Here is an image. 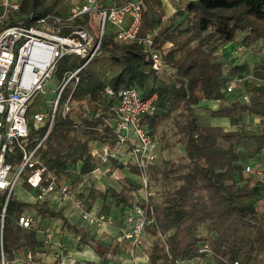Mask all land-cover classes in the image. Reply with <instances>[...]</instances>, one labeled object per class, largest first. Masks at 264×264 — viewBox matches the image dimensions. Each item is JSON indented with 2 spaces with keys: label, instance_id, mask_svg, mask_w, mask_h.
Returning <instances> with one entry per match:
<instances>
[{
  "label": "trees",
  "instance_id": "obj_1",
  "mask_svg": "<svg viewBox=\"0 0 264 264\" xmlns=\"http://www.w3.org/2000/svg\"><path fill=\"white\" fill-rule=\"evenodd\" d=\"M50 1L51 5L44 6V0H21L17 14L60 13L56 9L60 1ZM124 2L120 0V4ZM142 2L138 36L155 30L154 48L163 53L170 74L159 77L141 45L118 43L112 33L102 36L97 54L86 65V59L64 60L68 55L63 56L55 70L62 84L80 70L78 81L70 79L61 91L52 129L36 151L46 167L42 185L47 186L51 177L57 186L64 180L75 181V185L87 178L86 202L99 199L105 210L138 203L139 185L130 177L120 179L118 188L93 187L89 175L98 163L90 149L96 142L113 140L107 129H99L113 103L104 93L106 86L116 91L137 87L143 97L156 93V112L143 119L160 154L159 163L150 171L156 226L145 228L152 241L145 251L146 264H178L195 258H200V264H264V215L258 216L255 209L259 186L250 184L242 175L243 161L264 153V129L244 132L238 128L246 126L245 117L264 116V64L236 65L224 72L217 54L222 45L230 42H238L246 49H264V0H191L169 15L161 0ZM84 18L78 22L85 24L88 16ZM6 23L11 25L13 20ZM239 35L241 39L236 41ZM234 76H248L253 81L227 94L225 85ZM242 90L251 93L248 102L238 98ZM230 95L232 98L227 97ZM69 98L71 108L63 116L60 106ZM210 100L219 101V105L215 110H206L207 118H227L236 129L226 131L202 122L197 106ZM39 108L35 99L28 113L30 150L47 130V125L38 129L33 126L32 115ZM178 146L183 149L179 155L175 153ZM18 160L16 153L7 156V161ZM78 162L82 164L76 171ZM116 168L124 166L113 161L112 169ZM128 169L135 171L131 165ZM26 210H34L43 218L61 219L68 233L80 237L78 248L89 245L103 260L87 264H107L108 254L115 260L123 254L116 243L107 246L95 240L87 229L71 224L61 210L50 208L47 202L31 205L13 196L4 219L5 251L37 246L33 232L13 224ZM200 228L205 234H200ZM202 243L208 244L210 256L198 252Z\"/></svg>",
  "mask_w": 264,
  "mask_h": 264
},
{
  "label": "built area",
  "instance_id": "obj_2",
  "mask_svg": "<svg viewBox=\"0 0 264 264\" xmlns=\"http://www.w3.org/2000/svg\"><path fill=\"white\" fill-rule=\"evenodd\" d=\"M59 1L56 9L60 13L27 16L17 14L21 0H0V192L3 193L0 197V264H8L6 254L13 256L14 264H87L86 260H78L70 254L73 248H78L80 237L68 233L61 219L43 218L34 210L24 211L14 219L13 224L33 232L37 246L5 251L3 231L7 204L20 181L21 187L29 193V198L23 202L31 205L47 202L50 208L61 210L71 224L87 229L89 236L95 240L100 239L107 246L116 243L123 252L119 258L121 264H146L145 251L152 241L146 236L145 228L156 226L150 171L159 163L160 154L158 143L143 119L155 114L156 93L143 97L137 87L117 91L110 86L104 88L106 97L113 103L109 108V117L99 129H107L113 140L92 145L90 153L98 165L89 175V180L94 188L104 190L106 187L101 188L98 184L108 175L116 177L119 168L112 169L113 161H116L127 169V177L139 185L140 195L138 203L111 206L108 210L104 209L103 201L99 199L86 202L87 178L75 185V181L64 180L57 186L56 179L51 177L47 186L42 185L46 167L36 151L52 129L61 91L70 79L73 78L75 83L78 81L80 69L71 73L63 84L58 79V86L51 90L54 97L48 102V109L39 108L32 115L34 128L47 125L45 135L32 150L28 148L27 141L28 113L36 97L48 93L47 86L59 60L65 55H73L86 59V65L97 54L105 34L112 33L115 41L121 44L141 45L146 51V59L159 77L164 73L168 76L170 69L163 62L161 50L154 48L155 30L144 37L138 36L142 0H125L124 4H120V0ZM85 15L88 16L86 23L78 22L84 21ZM8 19H12L13 24L7 25ZM91 19L98 21L97 33L89 30ZM108 24L114 29L107 30ZM166 47L170 48L171 44L167 43ZM245 50L241 44L236 46L238 52ZM249 79L248 76L230 77L225 92H236L241 83ZM250 96V92L242 90L238 98L248 102ZM70 108L69 98L60 106L61 114L65 116ZM250 119L256 127L264 129V116ZM14 153L19 160L7 161V156ZM263 155H256L242 163L243 177L250 184L259 186L255 204L258 216L264 215V161L260 160ZM81 164L78 162L76 171L80 170ZM130 165L135 169L134 173L129 171ZM110 227L115 230L113 235L105 231ZM140 251L143 252L141 256L137 254ZM198 252L211 255L206 243L201 244ZM109 256L107 264L112 259ZM184 262L179 261L178 264ZM188 262L201 263L200 258Z\"/></svg>",
  "mask_w": 264,
  "mask_h": 264
},
{
  "label": "crops",
  "instance_id": "obj_3",
  "mask_svg": "<svg viewBox=\"0 0 264 264\" xmlns=\"http://www.w3.org/2000/svg\"><path fill=\"white\" fill-rule=\"evenodd\" d=\"M188 1L191 0H161L162 3V8L164 10V12L169 15L171 14L173 11H175L176 7L184 4ZM241 36H237L236 41L240 40ZM238 42H230L227 44L222 45L218 51L217 54L219 55V60L223 63V70L224 72H227L232 66H236V65H248L249 67H254V66H258L261 64H264V49L263 50H258L259 46L254 47V49H246L244 52H238L236 51V46ZM253 81V80H252ZM229 98H232V95L227 96ZM219 105V101L216 100H210V101H203L201 103L198 104V110L197 112L202 116L205 115L207 118V113L206 110H215L217 109ZM203 112H205L203 114ZM203 118V117H202ZM203 119L204 121L206 119ZM206 123H208L211 126H219L222 127L224 130L228 131L231 130V124L229 122V120L227 118H207ZM233 129V128H232ZM123 170H125L126 172H124ZM116 177H110L108 178V182L109 183H105L106 180L104 178L101 179V181L99 182V185L101 187H108V186H112V187H119L118 181L120 179H122V177H127V169L123 168V169H119L116 171ZM116 180V181H114ZM111 183L117 184V185H113ZM73 219V218H72ZM108 233H111L112 235L115 233L114 228L110 227V228H106L105 230ZM147 236V235H146ZM148 237V236H147ZM143 252H137V254H139V256H141L140 254ZM96 255L92 249H88L84 255L81 256H77L74 255V257L78 260H86V261H94L96 262V260L94 259ZM97 256V255H96ZM119 257H121L120 255L118 256V258L115 259H110L109 260V264H116L117 262H119ZM115 260V261H114ZM181 264H192L191 262L185 261L184 263Z\"/></svg>",
  "mask_w": 264,
  "mask_h": 264
},
{
  "label": "rangeland",
  "instance_id": "obj_4",
  "mask_svg": "<svg viewBox=\"0 0 264 264\" xmlns=\"http://www.w3.org/2000/svg\"><path fill=\"white\" fill-rule=\"evenodd\" d=\"M51 4V2H50V0H44V6H49ZM90 24H91V28L89 29L92 33H97L98 31H99V24H98V21L96 20V21H92V19L90 20ZM114 28L112 27V25H107V30H113ZM72 57H75V56H73V55H68L64 60H69V59H71ZM62 63V62H61ZM161 78H167L168 76H167V73H164L163 75H161L160 76ZM250 82H252V79L250 78L249 80H246V81H244L243 83H241V87H242V85L244 86H246V84H248V83H250ZM58 84H59V81H58V78H57V75L54 73V75H53V78L51 79V82L49 83V85L47 86L48 87V93L46 94V95H38L37 97H36V102L40 105V108H47L48 109V107H49V105H48V102L50 101V100H52L53 99V97H54V93L51 91L52 89L54 90L57 86H58ZM60 111V110H59ZM205 112H203V114H204ZM206 114V113H205ZM202 117H203V119L206 117L205 115H202ZM206 120L204 121H202L204 124L206 123V121H207V118H205ZM244 124H246V126L245 127H238L241 131H244V132H246V130H247V132H255L256 130H257V127L255 126V124L254 123H252V121H251V119H250V117L248 116V117H245L244 118ZM232 128H234V127H231V130H232ZM175 153L177 154V155H179V154H182L183 153V149L180 147V146H178L176 149H175ZM172 156H174V155H172ZM261 161H264V155H263V157L260 159ZM124 172H126L125 170H123ZM108 178H110V176L108 175V176H106L104 179L106 180V184L107 183H109L108 182ZM244 178V177H243ZM114 181H116V180H114ZM245 181V180H244ZM243 181V182H244ZM243 182L241 183V184H243ZM249 182V181H248ZM21 181H20V183L15 187V189H14V195H13V197H15V198H17V200L18 201H25V200H27L28 198H29V193H28V191L25 189V188H23V187H21ZM111 184H113V185H117V184H114V183H111ZM98 186L99 187H101L99 184H98ZM102 188V187H101ZM153 191H154V189H153ZM3 195V193L2 192H0V197ZM199 231H200V234L201 235H203V234H205V232H204V230L202 229V228H200L199 229ZM87 248L89 249H92L89 245H87V246H84L82 249H80V248H73L72 250H71V252H70V254H71V256H74V255H77V256H81V255H84L85 253H86V251H87ZM93 250V249H92ZM94 252V251H93ZM95 253V252H94ZM95 256V260H96V262L98 263V262H101V261H103L102 259H101V257H99V256H96V255H94ZM6 261L8 262V264H14V261H13V256L12 255H8V254H6ZM117 261V260H116ZM202 264H204V263H202ZM207 264V263H206ZM209 264V263H208Z\"/></svg>",
  "mask_w": 264,
  "mask_h": 264
}]
</instances>
